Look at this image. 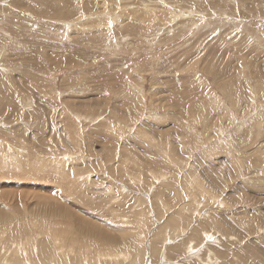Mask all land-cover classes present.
<instances>
[{
  "label": "rangeland",
  "instance_id": "obj_1",
  "mask_svg": "<svg viewBox=\"0 0 264 264\" xmlns=\"http://www.w3.org/2000/svg\"><path fill=\"white\" fill-rule=\"evenodd\" d=\"M209 255L264 264V0H0V264Z\"/></svg>",
  "mask_w": 264,
  "mask_h": 264
},
{
  "label": "bare ground",
  "instance_id": "obj_2",
  "mask_svg": "<svg viewBox=\"0 0 264 264\" xmlns=\"http://www.w3.org/2000/svg\"><path fill=\"white\" fill-rule=\"evenodd\" d=\"M179 218H181L180 216H179ZM184 232V231H183ZM101 233V232H100ZM105 233H107V232H105ZM110 234V233H109ZM100 238V237H99ZM112 238V237H111ZM113 240V239H112ZM106 242H107V240H105ZM108 244H109V242H108ZM115 244V243H114ZM156 248V247H155ZM156 249H158V248H156ZM248 249H250V248H248ZM159 250V249H158ZM191 250V249H190ZM157 251V250H156ZM154 252V251H153ZM158 252V251H157ZM164 252V251H163ZM245 252V251H244ZM254 252V251H253ZM251 253V252H250ZM137 254H138V252H137ZM140 254V253H139ZM243 254V253H242ZM141 255V254H140ZM237 255V254H236ZM235 255V256H236ZM240 256H241V253L239 254ZM251 255H252V253H251ZM254 256L253 257H255V254H253ZM224 256H225V254H224ZM228 257V256H227ZM237 257H238V255H237ZM252 257V258H253ZM102 258H113V260L116 262V261H118L119 262V259L120 258H123V259H125V258H127V256L125 255V254H123V255H118V256H115V255H104V257H102ZM140 258V257H139ZM222 258V257H221ZM239 258V257H238ZM256 258V257H255ZM257 259V258H256ZM139 260H141V259H139ZM260 260V259H259ZM22 262V261H21ZM100 261H97V263H99ZM229 264H230V261L228 262ZM262 263V262H261ZM8 264H10V263H8ZM22 264H32V262H30V263H28L27 261H25V263H22ZM202 264H217V260H214V259H212L211 257H210V255L208 256V257H206L205 258V260L204 261H202Z\"/></svg>",
  "mask_w": 264,
  "mask_h": 264
}]
</instances>
